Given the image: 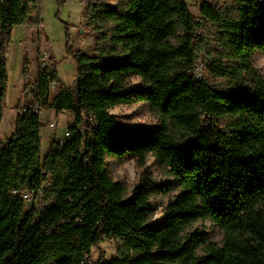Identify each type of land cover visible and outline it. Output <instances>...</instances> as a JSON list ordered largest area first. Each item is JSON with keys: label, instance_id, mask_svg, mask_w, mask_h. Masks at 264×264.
<instances>
[{"label": "trees", "instance_id": "trees-1", "mask_svg": "<svg viewBox=\"0 0 264 264\" xmlns=\"http://www.w3.org/2000/svg\"><path fill=\"white\" fill-rule=\"evenodd\" d=\"M102 1L97 11L112 25L110 37L102 46L97 38V55L73 54V85L49 103L39 71L35 99L44 110L73 115L70 137L61 147L53 140L39 162L40 132L47 127L27 112L1 143L0 264H89L92 250L107 241L120 243L117 254L96 264H264V76L251 59L264 53V0H235L234 14L201 5L234 63L213 60L210 71L250 83L233 90L196 78L202 41L183 0H125L116 10L105 4L111 0ZM29 9L26 0H5L0 13V125L7 52ZM53 77L58 82L55 69ZM132 78L141 84L132 86ZM140 104L157 111L158 126L127 129L110 114ZM90 114L93 126L85 121ZM148 157L179 188L161 227L150 222L151 199L169 195L173 186L142 180L126 201L124 185L107 171V159L143 168ZM41 184L48 187L40 207L18 196ZM205 220L222 230L221 245L206 233L187 232Z\"/></svg>", "mask_w": 264, "mask_h": 264}, {"label": "rangeland", "instance_id": "rangeland-1", "mask_svg": "<svg viewBox=\"0 0 264 264\" xmlns=\"http://www.w3.org/2000/svg\"><path fill=\"white\" fill-rule=\"evenodd\" d=\"M29 4L28 16L21 26L14 27L11 44L7 52L8 86L7 95L4 101L3 119L0 125V146L16 130L18 114L23 107L33 103L39 87V63L42 54L47 53L48 64L55 69L59 85L70 87L78 78L77 65L73 54L81 52L87 55H97L93 49L97 44V38L101 37L100 46L104 40L110 37L112 25L103 20L98 14L101 9L102 0H26ZM91 1L100 3L91 7ZM119 6L125 0H114ZM206 0H183L188 6L189 12L198 23V37L202 41L199 60L196 64L195 75L198 79L206 81L209 85L221 90H233L239 87H250L247 77L238 80L232 76L221 77L210 71L213 60L220 62L221 66H233L220 42L218 27L201 16V5ZM219 8L225 14L226 11L234 14L235 0H218ZM107 4V2H105ZM96 7V8H95ZM41 19L40 29L34 27V20ZM39 23V22H38ZM80 31L82 33H80ZM252 65L262 76H264V53L254 52ZM27 63V64H25ZM38 65V66H37ZM36 73V76L29 75L26 80L24 91L22 88L24 71ZM132 86L140 85L138 79H130ZM117 120L127 129L154 128L160 122V115L153 108L146 104L134 106H121L110 110ZM55 120L58 128L42 129L40 132L41 146L39 162L48 152L53 140L62 136L66 128L73 124L69 112L56 114L51 109H43L41 121L45 124ZM107 171L112 178L124 185L126 189V201L132 200V191L142 180L151 178L157 184L170 183L173 186L172 192L165 195H157L151 199L156 212L151 216L150 222L161 227L166 217V206L169 201L179 193L173 178L167 177L164 170L154 165V159L148 157L145 167L138 168L133 160L116 162L107 159ZM15 186H19L16 183ZM202 232L208 235L211 243L222 244L223 232L211 221H198L187 229V232ZM120 247L119 242L107 241L94 248L88 256L89 264H96L100 259L109 260L117 254ZM56 249H52V255ZM201 255V253H199Z\"/></svg>", "mask_w": 264, "mask_h": 264}, {"label": "built area", "instance_id": "built-area-1", "mask_svg": "<svg viewBox=\"0 0 264 264\" xmlns=\"http://www.w3.org/2000/svg\"><path fill=\"white\" fill-rule=\"evenodd\" d=\"M5 0H0V13L2 10V7L4 5ZM205 3L212 5L214 7L219 8V1L218 0H206ZM108 8L112 10L117 9V3L114 0L107 2ZM0 27H1V21H0ZM42 58L39 63V71L44 75L49 89V103L50 99H54V92L57 89H61L62 86H58L59 83L54 79L53 77V69L48 64V59L45 54L41 55ZM196 76V75H195ZM197 78V77H196ZM198 79V78H197ZM43 108L40 99H34L33 103L30 105H27L23 107V109L20 111L19 115H25L27 112L33 113L34 115H38L41 121V114H42ZM86 122L90 124L91 126L95 125V117L94 115L90 114L86 119ZM42 122V121H41ZM47 128H50L52 130H56L58 128V123L55 120H51L45 123ZM73 125V124H72ZM71 126V125H70ZM77 132L84 134L85 128L82 125H77ZM70 137V131L69 127L65 129L62 136L55 139L58 146H63L65 144V141ZM48 185L41 184L40 188L37 190H28L24 191L18 194L20 199L25 202L27 205H30L35 202V205L37 207H40L43 201L45 200V189L47 190ZM17 193H14L16 195ZM34 196L37 198L34 200Z\"/></svg>", "mask_w": 264, "mask_h": 264}, {"label": "crops", "instance_id": "crops-1", "mask_svg": "<svg viewBox=\"0 0 264 264\" xmlns=\"http://www.w3.org/2000/svg\"><path fill=\"white\" fill-rule=\"evenodd\" d=\"M33 25H34V27L36 26L37 28H39L40 29V27H41V19L39 20V23H35V20H34V22H33ZM80 33H82L81 31H80ZM44 53L43 54H45L46 56H47V53L45 52V51H43ZM38 66V65H37ZM35 72L37 73V70H35ZM36 73H34V72H32V73H29V75H31V77H34V76H36ZM28 75V76H29ZM25 80L26 79H24L23 80V85H22V88H23V91H24V87L26 86V83H25ZM60 91H61V89H57L55 92H54V94H53V96H54V99L59 95V93H60ZM54 99H50V103L54 100ZM56 113V112H55ZM63 113V112H62ZM71 116H72V122L74 121V118H73V115L71 114V113H69Z\"/></svg>", "mask_w": 264, "mask_h": 264}]
</instances>
